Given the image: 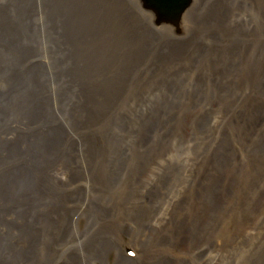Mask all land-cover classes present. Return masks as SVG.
Masks as SVG:
<instances>
[{
    "label": "bare ground",
    "instance_id": "6f19581e",
    "mask_svg": "<svg viewBox=\"0 0 264 264\" xmlns=\"http://www.w3.org/2000/svg\"><path fill=\"white\" fill-rule=\"evenodd\" d=\"M185 20L186 17L183 22ZM1 73L0 99L9 102L20 96L18 89L22 86V75L26 73L30 79L24 106L19 108L10 103L0 112V134L5 133L0 139V145L4 147L0 154V171H7L0 175V203H8V207L19 214L8 220L9 227L14 229L12 233L6 229V234H13L16 228L26 231L27 234L14 236L17 241L24 239L28 245L32 243L29 245L31 250L39 238H27L28 232L34 229L28 215L33 216L36 212L43 217L45 212L50 218L46 222L53 227L58 224V212L62 216L58 225L61 234L66 227L74 228L77 236L73 241L80 249L75 256L70 254L62 260L64 264H223L221 251L226 242L223 240L222 247L221 229L230 228L229 225L249 227L250 219L264 217V150L253 151L258 146L256 136L264 138V119L259 124V106L248 104L253 100L260 102L259 98L264 95L258 96L259 90L237 98L234 92L197 95L200 91L197 89L184 99L183 104L180 102L177 109L167 105L168 94L155 93L157 89L149 86L147 72H139L135 79V85L141 91H108V80L97 84L91 79L88 82L66 80L72 83L73 89L56 94L50 93L49 87L57 84L58 76L64 72ZM44 73L47 77L42 87L39 75ZM196 73L190 72L191 76L197 77H194L192 89L200 83ZM252 76L247 79L249 83L256 89H264V72H253ZM162 77L166 78V73ZM208 84L215 85L212 80ZM42 98L43 109L51 107L53 101L59 102L60 109L64 101L68 119L65 115L62 122L56 116L39 117L35 112L36 104L39 105ZM6 104H1L0 109ZM149 105L153 108L145 116L135 113L139 108L142 111L148 109ZM126 106L123 111L122 107ZM163 111L168 116L157 125L156 119ZM101 113L107 114L103 123L98 122ZM8 114H14L12 122L7 118ZM18 115L27 117L22 118L23 126H30L27 130L33 133V139L30 142L22 137L21 141L16 137L15 140L22 144L16 150L17 154L6 157L9 154L6 151H13L6 133L15 129ZM162 115L165 118V114ZM42 117L41 129L31 130V125L39 124ZM123 126V134L117 132V127ZM256 128L258 135L254 134ZM157 134L165 143L156 140ZM90 135L100 139L102 150L97 146L98 139L95 147L90 145L86 138ZM24 136L28 137V134ZM171 142L185 144L186 157L174 153L181 145L176 143L175 146ZM241 155L250 164L243 176L237 174L235 167L244 160ZM149 157L152 160L146 161ZM93 158L97 159L98 167L92 173L97 175L89 173ZM183 163H186L187 177L169 193L172 172L185 166ZM168 165L177 169L166 170ZM117 169H124L125 176L123 174V179L113 182ZM145 174L148 176L142 181ZM119 184L118 193L124 194L125 190L128 195L122 196L123 202L128 199L124 203L128 207L122 208L123 212L119 205L123 202H119V196L111 190ZM34 186L33 192L25 189ZM254 190L256 196L251 200L250 194ZM230 192L231 198L225 202ZM44 200L46 207L43 210ZM157 204L161 206L159 211L154 208ZM118 206L121 214L114 210ZM113 213L117 216H109ZM0 216L3 218L4 215ZM82 216L86 226L78 229L71 223L72 220L80 222ZM223 220L224 225H218ZM210 225L213 234H210ZM126 226L131 228L130 234L124 232ZM259 232L257 237H262L263 231L260 229ZM228 235L226 241L230 242L235 236H242ZM7 243L9 250L13 246L10 238ZM26 253L30 255L29 251ZM111 253L116 254L114 261L108 259Z\"/></svg>",
    "mask_w": 264,
    "mask_h": 264
},
{
    "label": "rangeland",
    "instance_id": "374dc122",
    "mask_svg": "<svg viewBox=\"0 0 264 264\" xmlns=\"http://www.w3.org/2000/svg\"><path fill=\"white\" fill-rule=\"evenodd\" d=\"M192 1H194L193 8L187 14L185 22L182 20L179 29L169 24L155 25L154 22L157 21V18L144 9L141 0H66V3H61L65 8L73 9L72 14L77 19L74 24L77 38L75 42L76 61H74V64L78 61L82 69L81 72H73L72 74L64 72L58 76V83L51 85L49 92L56 94L59 91L64 93L71 91L73 89V87H70L72 83L66 80L88 82L91 79H94L97 84L108 80L110 83L108 91L123 92L132 89L138 91L140 88L135 85V79L140 74L139 72H147V77L150 79H146V81L149 86L154 90L157 89L155 93L164 92L168 94L166 95L167 105H172L177 109L183 104L184 99L197 89L200 90L196 93L197 95L204 92H222L223 95L234 92L236 93L235 96H238L237 98H243L245 94L252 93L254 90H257V92L259 90L258 96L264 95L263 88L257 87L256 89L248 81L250 77L254 76H252L253 72L254 74L264 72V0ZM190 72H197V76H200V83L196 89H192L191 85L197 77L191 76ZM163 73H166V78L162 77ZM39 77L41 78L39 82L43 87V82L47 75L44 73L39 75ZM98 78L101 80H98ZM211 80L215 84L214 86L208 84ZM22 81L26 82V86L29 85L30 79L26 73L25 80ZM26 100V96L20 94L18 98L10 102L7 101L6 107L12 103L20 108L24 106ZM259 101L255 103L253 100L248 102V104L257 106V108L259 106L257 116L260 124L262 119H264V96L259 98ZM219 102L220 100L216 104ZM58 103V101L56 103L53 101L51 107L43 109L42 98L40 106L35 103L37 106L35 112H38L39 117L44 115L56 116L62 122V119H64L63 115L68 119V109L64 101L61 102L60 109L58 108ZM127 107H122V109ZM152 108L153 106L149 105L148 109L142 111V108H139V112L137 110L135 113L145 116V113ZM100 109L104 108L100 107ZM162 114H165V118H162ZM12 115L13 121L14 114ZM106 115V113L102 114L98 122L103 123L106 120ZM136 116L139 117V115ZM167 116L163 111L159 118L156 119L157 125H161V122ZM22 118L27 117L18 115V124H15V129L8 130L11 133L6 131L8 142L13 147L11 148L12 152L6 151L9 153L6 157L17 154L16 150L22 144V137L27 141L33 139V133L27 130V127L30 128V126H23L24 120ZM27 120L30 119L28 118ZM148 121L151 122V120ZM42 124L43 117L39 120V124L31 125V130L37 132L36 129H41ZM123 130L124 126L117 127V132H122L121 134H123ZM25 133L28 134V137L24 136ZM4 134H0V139ZM254 134L258 135L257 128ZM16 137L20 138V143L15 140ZM86 138L91 146L98 139L97 146H99V150H102L98 137L90 135ZM256 138L258 146H255L253 151L260 153L259 149L264 150V138L259 135ZM58 139L59 137L57 141ZM156 140L165 143V140L160 139L158 134ZM171 143L175 145L178 142ZM178 144L181 147H176L174 153L179 157H186L187 146L183 143ZM94 147H92L93 151ZM3 151L4 147L0 145V154ZM262 153L264 154V151ZM26 154L23 153V155ZM250 156L254 159L253 155L250 154ZM94 157L99 156L94 155ZM152 157H149L146 161L152 160ZM241 158L244 160L240 161L235 167L237 168V174L243 176V172H247L250 164L245 161L244 155H241ZM1 164L3 163L1 162ZM183 165L185 166H181L179 170H174L173 172L170 170L175 168L173 165L166 166V170L172 172V179L169 182V193L174 191V186L186 179L187 175L184 169L186 168V163H183ZM91 167L89 170L90 175H97L92 173L93 169L98 167L97 159L94 160L93 158ZM4 170L0 171L1 176L7 172ZM150 171L153 172V169L151 168ZM123 174L125 176L124 169H117L113 182L123 179ZM146 176L148 175L145 174L142 177V181H144ZM101 181L103 186H105L104 180L102 179ZM119 187L120 184L115 185L111 190L119 196L118 201L123 202L122 196L124 194L127 195V193L125 190H123L124 194L118 193ZM19 188L21 187L18 186ZM33 188L35 186L25 189L33 192ZM95 188L99 189L97 186ZM10 190L12 189H8V191ZM165 191L167 192V190ZM231 195V192L227 194L225 202L231 198ZM255 196L256 190L250 194V199L252 200ZM53 197L56 198V196ZM107 200H109V197ZM126 200L128 199L126 198L123 204H119L121 209L125 206L126 208L128 207V205H124ZM8 205L4 201L0 203V215H4L3 218L0 216V236H3V238H0V264H64L65 261L62 260L67 259L70 254L75 256V254L80 252L79 244L75 245L73 241L77 236H75L74 228L66 227L61 234L60 226L58 227V225L62 221V216L58 212L56 218V223L58 224L53 225V227L46 222V220L50 221V218L45 212H43V217L38 216L36 212H34L33 216L28 215V220L33 224L34 229L28 232L29 236L27 238H39L37 244H35L36 247L32 250L29 248L32 243L28 245L24 239L17 241L14 236V234H27L26 231L23 232L20 228H16L17 231L13 232V234H6V229L10 233L14 229L9 227L8 220L19 215L14 213L15 209L12 211ZM45 207L46 203L44 200L43 210ZM160 207V204L154 205L157 211H159ZM7 208H9V211ZM118 208L120 207L118 206L114 210L121 214ZM223 212L225 220L227 217L225 208ZM6 214H9L8 217H5ZM109 216L115 217L117 214L113 213V215ZM133 219L134 217L132 221ZM224 220L222 223L218 222V225L223 224ZM2 221H4L3 224ZM250 222L252 224L249 227L242 226L237 228L234 225H229L230 228L221 229V234L223 235H221L220 239L222 242L223 240L226 242L225 247L223 242L222 247L224 249L220 250L223 264H264V217L258 220L250 219ZM71 224H76L78 229L85 228L84 216H82L80 222L72 220ZM210 226V234H213V227L212 225ZM260 229L263 231V236L257 237L256 234L261 233L259 232ZM130 230L131 228L126 226V231L124 232L130 234ZM228 234H242V236H235L234 240L230 242L226 241L229 238ZM126 235H123L124 239H127ZM9 238L13 246L8 250L7 240ZM64 249L70 253L64 251ZM75 250L76 252H72ZM28 251L30 255L26 253ZM108 259L114 261L116 254L111 253ZM60 261L62 262L60 263ZM66 264L69 263L66 262Z\"/></svg>",
    "mask_w": 264,
    "mask_h": 264
},
{
    "label": "water",
    "instance_id": "95a60500",
    "mask_svg": "<svg viewBox=\"0 0 264 264\" xmlns=\"http://www.w3.org/2000/svg\"><path fill=\"white\" fill-rule=\"evenodd\" d=\"M141 2L145 10L153 12L157 24L178 29L194 3L192 0ZM61 3L66 0H0V72H81L78 61L74 64L77 19L73 9ZM25 86L26 82L22 81L18 92L26 96L30 83ZM8 102L0 99V108ZM7 118L12 122L13 115L8 114Z\"/></svg>",
    "mask_w": 264,
    "mask_h": 264
}]
</instances>
